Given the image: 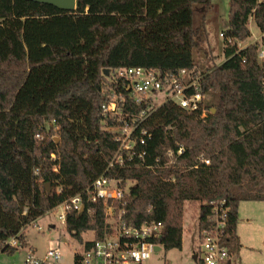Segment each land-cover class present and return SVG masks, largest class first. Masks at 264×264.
<instances>
[{
	"label": "trees",
	"instance_id": "16d2710c",
	"mask_svg": "<svg viewBox=\"0 0 264 264\" xmlns=\"http://www.w3.org/2000/svg\"><path fill=\"white\" fill-rule=\"evenodd\" d=\"M211 6V0H76V9L66 11L36 0H0L3 252H16L4 242L17 237L25 244L29 224L84 195L101 175L129 186L116 205L131 224L163 223L156 243L166 251L182 248L187 202H200L202 229L213 203L225 200L227 245L232 255L239 251V205L264 201V63L258 41L238 43L250 37L252 17L264 31V0H230L224 60L187 91L206 95L199 109L173 101L156 106L122 161L114 160L120 142L111 129L120 123L102 111L112 94L131 115L145 108L131 100L119 70L145 67L178 76L195 67L203 28L194 25V14L200 9L205 17ZM65 225L88 248L92 241L84 233L103 237L104 202L85 201L84 211L66 214Z\"/></svg>",
	"mask_w": 264,
	"mask_h": 264
},
{
	"label": "built area",
	"instance_id": "2783aa9c",
	"mask_svg": "<svg viewBox=\"0 0 264 264\" xmlns=\"http://www.w3.org/2000/svg\"><path fill=\"white\" fill-rule=\"evenodd\" d=\"M220 36L225 39V32H221ZM256 41L260 43L259 58L264 63V31H260V34L249 43ZM228 42H232V39L228 38ZM249 43L244 45L239 42L238 46L243 48ZM118 74L127 80L126 90L131 100L137 104H143L145 108L139 114L131 115L124 110L123 98L115 94L111 95L109 101L102 104L104 115L120 123L119 126L111 128L116 133V140L120 142V148L114 160L122 161L121 152L133 149L138 139L135 134L140 122L158 106L154 103L151 94L162 93L165 96L164 102L173 101L189 111L199 109L206 97L200 91L187 93L190 87L198 88L199 78L203 74L195 67L182 69L178 76H164L158 69L145 67L125 68L119 70ZM139 132L147 133L142 129ZM36 138L41 139L43 136L38 133ZM178 153H182L181 148ZM205 162L209 164V160ZM120 183V180L101 175L86 189L84 195L77 194L58 205L62 209L59 218L65 223L66 214L69 211L80 212L82 208H84L83 211L85 210V201L88 203L103 201L105 204L106 226L103 237L94 236L88 239L92 241L88 248L79 243L81 250L74 251L73 264H141L157 252L155 249L157 245L162 247L156 243L163 232L161 221L147 219L140 224H131L127 219L126 209L116 205V203H123L129 195V186L121 187ZM227 213L228 207L225 206V200L215 201L209 224L202 229L199 228L200 264H233V255L227 245ZM34 222L36 220L32 223ZM4 247L13 248L17 252L22 251L24 254L21 262L12 264H64L57 242L45 253H38L33 248L27 247L17 237L6 240ZM0 252H3L2 248Z\"/></svg>",
	"mask_w": 264,
	"mask_h": 264
},
{
	"label": "rangeland",
	"instance_id": "374dc122",
	"mask_svg": "<svg viewBox=\"0 0 264 264\" xmlns=\"http://www.w3.org/2000/svg\"><path fill=\"white\" fill-rule=\"evenodd\" d=\"M211 8L204 17L200 9L194 14V25L203 28V39L209 43L213 56L208 55L203 62L202 72H207L218 64L223 58L224 38L220 36L228 26V13L230 0H211ZM250 37L242 44L251 42L260 34L254 20L250 18ZM202 39V38H201ZM200 44V40L198 41ZM206 43L205 47H206ZM199 52L194 50L195 60L198 64ZM211 53V54H212ZM199 58V59H198ZM155 104L160 105L165 101L162 93L151 94ZM58 138V137H57ZM200 202H187L185 205L183 222L182 248L154 252L152 257L141 264H196L193 255L200 251L201 242L198 238V216ZM62 209L58 206L48 211L44 216L31 223L25 230V245L33 248L38 253H45L55 242L59 243L62 261L64 264H73L75 250H81L79 242L68 232L65 223L59 218ZM241 247L233 255V264H264V201H243L239 206V226ZM93 232L84 233V238L92 239ZM23 252H0V264H12L23 260Z\"/></svg>",
	"mask_w": 264,
	"mask_h": 264
},
{
	"label": "crops",
	"instance_id": "0c3cea01",
	"mask_svg": "<svg viewBox=\"0 0 264 264\" xmlns=\"http://www.w3.org/2000/svg\"><path fill=\"white\" fill-rule=\"evenodd\" d=\"M202 39H200V44H199V46H198V48H196L197 49V51L199 52L198 54H199V58H201L199 61H201L200 62V64H198L197 62H196V65H195V69L196 70H198V69H202V65H203V62H205V61H207V57H208V55H209V53H210V55H214L213 53H212V50H211V48H210V45H209V43H206L205 42V40L203 39V36L201 37ZM204 43H206V47H205V44ZM249 43V42H248ZM212 53V54H211ZM195 56V55H194ZM196 57V56H195ZM197 58V57H196ZM198 58V59H199ZM224 60V58L218 63V64H220L222 61ZM203 61V62H202ZM198 71H200V70H198ZM202 72V71H201ZM240 206V205H239ZM199 223V222H198ZM238 226H239V222H238ZM238 228L239 227H237V233H238V236H239V239H240V232H239V230H238ZM198 232H199V225H198ZM198 236H199V234H198ZM240 242H241V239H240ZM193 258H194V260L197 262L196 264H200V253H199V251H197V252H194V255H193ZM14 263V262H13Z\"/></svg>",
	"mask_w": 264,
	"mask_h": 264
},
{
	"label": "water",
	"instance_id": "95a60500",
	"mask_svg": "<svg viewBox=\"0 0 264 264\" xmlns=\"http://www.w3.org/2000/svg\"><path fill=\"white\" fill-rule=\"evenodd\" d=\"M36 1H40V2H45V3H49L61 10H66V11H73L76 9V0H36ZM106 74H109V70L105 69L104 71ZM59 138H57L58 140ZM45 187L47 188V191H50V183L47 182L45 183ZM84 208H82L83 211ZM157 251H159L161 249V247L159 245L156 246L155 248Z\"/></svg>",
	"mask_w": 264,
	"mask_h": 264
}]
</instances>
